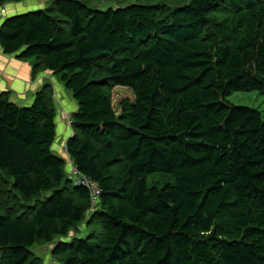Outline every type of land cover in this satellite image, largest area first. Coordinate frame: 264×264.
<instances>
[{"label": "trees", "instance_id": "obj_1", "mask_svg": "<svg viewBox=\"0 0 264 264\" xmlns=\"http://www.w3.org/2000/svg\"><path fill=\"white\" fill-rule=\"evenodd\" d=\"M85 1L7 16L0 49L71 93L65 152L100 196L51 150L50 85L27 107L0 93V264H42L35 244L60 264H264V120L227 101L264 96V0Z\"/></svg>", "mask_w": 264, "mask_h": 264}, {"label": "crops", "instance_id": "obj_2", "mask_svg": "<svg viewBox=\"0 0 264 264\" xmlns=\"http://www.w3.org/2000/svg\"><path fill=\"white\" fill-rule=\"evenodd\" d=\"M42 6L43 2L36 0H24L18 3L6 2L0 7V24L7 16L34 10ZM32 63L30 60L17 59L16 54H3L0 49V93H5L8 99L18 106H27L31 103L36 91L45 84L50 85L54 108H56V104L58 106L56 117L60 118L59 122L54 123V132L58 136L56 137L57 142L54 144V149L62 152V154L65 153V160L70 169L72 165L65 152V141L71 136L72 129L71 124L65 123V120L76 110L77 106L69 92L64 90L65 88L57 76L49 71L34 73Z\"/></svg>", "mask_w": 264, "mask_h": 264}, {"label": "rangeland", "instance_id": "obj_3", "mask_svg": "<svg viewBox=\"0 0 264 264\" xmlns=\"http://www.w3.org/2000/svg\"><path fill=\"white\" fill-rule=\"evenodd\" d=\"M39 2H43V6H47V0H36ZM188 0L185 1H179V0H86L85 3L88 5V7L90 8H94V9H98V10H106L109 8H122V7H127L131 4H155V3H164L170 7H180L182 5H184L185 3H187ZM54 76L58 75L53 74ZM60 78H58L59 80ZM60 81V80H59ZM65 90V89H64ZM119 90V89H118ZM66 92H69L68 90H66ZM70 96L71 93L69 92ZM113 97H112V101H113V107L116 110V112H118L120 109L117 106L118 102L124 98H131V95L127 92V91H116L113 90ZM51 96H52V92H51ZM57 101V100H54ZM227 101H229V103L237 105V106H244V107H248L251 109H255L257 111H259V113L261 114L262 119L264 120V96H261L260 94H258L257 92H233L228 98ZM30 104H28L27 106H29ZM27 106H22V107H27ZM56 109L58 110V106L56 104ZM58 114V113H57ZM71 116V114H70ZM70 116L69 118L67 117V119L64 121L67 124H71V120H70ZM60 118L56 117V119H54V123L59 122ZM56 133V132H54ZM57 135V134H56ZM58 137V136H56ZM57 142V138L54 139V142L51 146V150L56 153L57 155L61 156L63 159L66 158V155L62 154V152H59L58 150L54 149V144H56ZM66 174L69 177L71 175L70 169H69V165L66 161ZM72 176V175H71ZM159 178L158 175L154 174V175H150L149 177V185H151L152 180H155ZM6 183L4 181V176L3 174L0 172V213H4V209L6 208V205H10L12 206L14 203L13 198L10 195V192H8V190H6ZM7 192V193H5ZM83 225L79 227V229H77V231L74 234V237L77 238H84L87 236L88 232L86 231V229H83ZM73 236H69L68 240L71 239ZM50 249H51V245H47V244H41V245H33L31 247V254L34 258H38L42 264H60L58 261L54 260L51 255H50Z\"/></svg>", "mask_w": 264, "mask_h": 264}, {"label": "built area", "instance_id": "obj_4", "mask_svg": "<svg viewBox=\"0 0 264 264\" xmlns=\"http://www.w3.org/2000/svg\"><path fill=\"white\" fill-rule=\"evenodd\" d=\"M70 172L72 175V176L70 175V178L73 179V183L76 185L83 186L88 190L90 194L91 203L92 205H94L100 196V189L98 185L94 181L86 178L85 176L79 175L77 170H75L73 167L70 168Z\"/></svg>", "mask_w": 264, "mask_h": 264}]
</instances>
